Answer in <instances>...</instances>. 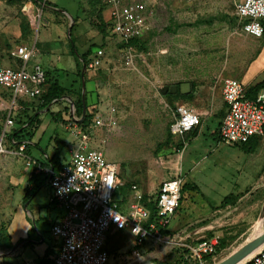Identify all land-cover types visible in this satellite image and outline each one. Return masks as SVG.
<instances>
[{"label": "rangeland", "instance_id": "obj_1", "mask_svg": "<svg viewBox=\"0 0 264 264\" xmlns=\"http://www.w3.org/2000/svg\"><path fill=\"white\" fill-rule=\"evenodd\" d=\"M50 1L55 4L54 10L46 9L43 21L48 24L44 26L43 22L31 23L24 17L14 0H0V62L4 58L16 64L14 48L27 40L29 46H35V57L45 51L55 52L60 60L58 70L63 69L60 80L69 84L74 75L69 74L72 69L64 61H72L73 56L77 63L74 72L79 76L83 64L76 52L83 55L90 47L105 45L103 66L91 71L86 80H94L93 93L126 115H117L114 126L95 128L90 145L121 165L124 186L116 191L115 200L123 207L133 200V185L144 197L155 199L161 183L176 176L180 168L181 157L176 149L183 138L172 135L170 129L172 107L182 102L179 97L170 101L161 88L191 81L202 90L203 86L209 87L212 103L215 97L222 98L226 78L238 80L247 88L264 80V36L242 37L231 0H137L147 4L150 21L146 40L134 53L132 63L127 61L125 49L115 44L118 38L112 34L106 38L101 17L110 22V10L104 9L99 0ZM42 42H51L53 47L46 49ZM87 83L89 90L91 83ZM1 87L0 132L9 104L6 88ZM196 104L202 109L210 107L203 101ZM222 116L215 115L214 123ZM67 122L63 124L69 126ZM214 123L208 128H215ZM195 132L187 138L189 147L181 160L188 190L180 219L170 225L176 227L163 232L157 243L149 237L139 246L128 229L111 230L105 244L109 264H182L185 246L211 233L222 236V249L206 257L203 264H218L264 234V136L238 147L222 144L215 152L219 142L214 143L208 135L206 141L211 140L216 148L203 150L206 141L203 136L193 139L198 134ZM59 134L71 140L66 132ZM69 149L64 150V157H68ZM1 157L5 159H1L0 168V228L7 229L16 242L36 241L42 232L45 244H35V252L40 254L46 247L54 249L56 242L49 236L47 221L50 186H42L32 202H25L32 167L24 157ZM140 246V256H135ZM22 247L0 245V264H52L53 251L30 261L23 258Z\"/></svg>", "mask_w": 264, "mask_h": 264}, {"label": "built area", "instance_id": "obj_2", "mask_svg": "<svg viewBox=\"0 0 264 264\" xmlns=\"http://www.w3.org/2000/svg\"><path fill=\"white\" fill-rule=\"evenodd\" d=\"M241 31L253 38L264 36V0H232ZM48 0H41V12ZM110 10V33L124 45L126 58L132 63L133 40L140 39L147 28L149 9L146 3L137 0H103ZM37 20V19H35ZM13 55L23 62L20 69L0 66V85L11 91L13 102L27 98L36 100L44 93L46 72L36 63L31 68L28 62L37 55L35 47L17 46ZM104 51L98 49L88 63V69L95 70L102 64ZM248 88L238 80L226 78L223 81V100L226 113L219 126L220 139L227 144H245L252 138L264 136V88L253 95H247ZM115 110L113 109L112 112ZM201 117L186 106L175 110L172 133L185 137L201 125ZM116 121H106L96 115L87 127L70 122L67 129L76 140V147L70 158L55 169L47 162L26 156V143L19 145L16 154L27 159L37 174L47 178L52 189V201L62 210L60 220L51 226V236L59 241L54 257L55 264H109L110 255L105 250L107 233L111 230L128 229L142 243L149 237L156 242L162 238L161 231L169 227L171 220L182 204L180 177L162 182L156 197L158 219L150 221V210L143 203V194L133 186L135 200L127 211H122L115 200L116 191L124 184L120 179L121 167L107 160L98 149L90 147L91 132L102 126H114ZM17 129L11 115L6 119L0 134V155L10 153L7 140ZM14 142V139H11ZM179 153L181 151H178ZM219 245L218 237L201 239L187 246L185 260L188 264H203L206 257L215 255ZM140 256L139 251H134ZM246 264H264V247L260 248Z\"/></svg>", "mask_w": 264, "mask_h": 264}, {"label": "crops", "instance_id": "obj_3", "mask_svg": "<svg viewBox=\"0 0 264 264\" xmlns=\"http://www.w3.org/2000/svg\"><path fill=\"white\" fill-rule=\"evenodd\" d=\"M14 1H15V3L18 4L20 11L23 13V16L26 17L31 23H33L34 21L35 22L39 21V25L43 22L44 26H46L48 24L47 21H43V16H44L46 9L49 11H53L54 7H52V5H55L50 0H48L45 8L41 12L42 6L40 3L41 2L40 0H14ZM141 2H143V1H141ZM231 3H232V6L234 8V4H233L232 0H231ZM105 6H106V4H105ZM106 8H107V6H106ZM234 11H235V8H234ZM235 14H236V11H235ZM236 16H237V14H236ZM35 19H37V20H35ZM237 19H238V17H237ZM149 21L150 20L148 19L147 28L145 30L144 35L140 39H138L136 46L133 45L134 49H135L134 53H136V51H138V49L140 50V47L143 45V43L146 40L145 37L147 34ZM239 27H240V25H239ZM241 35L245 39L253 38L251 36L244 34L243 32L241 33ZM112 37L115 38L114 36H112ZM115 41H117V43H115L117 45V47H120L123 49L125 48L124 45L122 43H120V41H118L117 39ZM28 42H27V40H25L20 45H24V46L28 47L30 45V43L28 44ZM41 44L46 49L49 46L53 47V43H51V42H44V43L42 42ZM20 45H18V46H20ZM102 45H104V44H102ZM102 45L96 46V47L95 46L90 47L86 51V53L89 50L91 51V54L89 55L86 64L83 62L82 55H79V53L76 52V56L79 58L80 62L83 64L81 76H77L76 73L74 72L77 63H76L75 59L73 61V56H72V61H64V64H69V65H67V68L72 69V71L69 72V74L74 75V79L69 84H64L60 80L61 79V72H62L61 70H63V69L58 70L60 60H58V58L55 57L56 55H55V52L53 50L51 52L50 51L42 52L38 55V57H34L28 62V64H27L28 68H31L34 64L39 63L43 67V69L45 70L46 73H49L55 79L59 80L60 84L63 87L70 89L73 94L72 95L67 94L65 96H62V97L54 100L46 108H39L40 104L36 100L21 98V99H17L16 102H13V96H12L11 91H9L8 89L7 90L4 89L9 96V101H8L9 104H8L7 108H5V110H4V114H5L6 118H5V122H4L2 129L5 127L6 119L8 118L9 115L16 117V116H18V114H21L24 111H27L28 115H30L31 118L33 119V122L31 124V122L29 120L30 118L26 119L29 121H26V124L24 126H21L20 124H18L16 122V127L18 128V130L20 131L21 129H24V131L19 133L17 136L9 137L10 139L7 140V147L9 149L10 153L7 155H0V156H8V155L18 156L16 154V152L18 151L19 145L21 143L25 142L26 146H27L26 156H29L34 160L47 162L49 160V158L54 155L55 151H57V148L59 149V147L60 148L64 147L61 149L62 153H63L66 148L69 149V147H70V149L68 150V157H63L62 162L65 163L70 158V154H71V151L74 149V145L76 144V140L73 138V136L70 134V131L67 129V127H68L67 124H63V123H66L67 121L68 122L69 121L70 122H77V124L79 126L83 127L82 124H83V120H84L86 115H93L92 120L94 119V117L96 115H101L106 121H108L109 119H113L116 122L118 121L117 115H126V113L123 110H120L119 108L112 105L111 103H106L102 97L100 98L95 93H93V91H95V88H96V82L94 80H86V77L89 76V73L91 71H93V70L88 69V67H87L88 63L92 60V58L94 57V55L98 49H102L104 51V56L102 57V64L99 68H101L104 64L106 52L104 50L105 45L103 47H102ZM32 46H29V47H32ZM33 47H35V46H33ZM16 48L17 47L14 48V51ZM86 53H84V54H86ZM12 55H13V53H12ZM68 55H69V53H68ZM14 58L17 60L16 64L10 60L8 61V60H5L4 58H2V61L0 62V66L5 67V68H11L14 70L20 69L23 66V62L15 56H14ZM133 61H134V58H133L132 62ZM1 63H2V65H1ZM99 68H97V69H99ZM97 69H95V70H97ZM202 73H203V70H202ZM87 82L91 83L89 90L87 89V84H88ZM255 83H257V82H253L250 85H253ZM183 84H190V89H185V92H183L182 91V85ZM173 86H175L177 88V91L174 93H171L169 90H167L166 93H162V91H161V93L165 97L170 98V101L173 100V98H175V97H179V99H181V102H182V105H176L175 104L172 107V110L174 112V119H173L172 125L175 122V110L178 106H186V107L192 109L193 111H195L197 114H199V115L201 114L200 117L201 116L203 117V126L199 125L192 133L188 134V137L191 136L196 131V132H198V134H196L193 137V139L198 140L199 138H201L203 136L204 140L206 141V137L208 135H210V136L212 135L211 140L214 143L216 140L220 144L219 147L217 146L218 148L215 150V152L220 147H222V144H225L226 146H230V147L231 146L232 147H238L239 145H247L248 143L252 142L255 138H261V137L252 138L248 143H245V144H227V143H224L220 139V136H219V126H220V123H221V121H222V119L226 113V110H227L226 104L223 100V92H222V98L221 99H217V97H215L211 103V95H210L211 90H209V87L205 88L203 86V90H202V87H195V85L191 81H184L182 83H177V84H173V85L172 84L166 85L165 87L161 88V90L165 89L166 87L171 88ZM207 90H208V92H207ZM79 92H81V94H83V95L79 96L78 95ZM201 101H203V104L204 103H206L207 105L209 104L210 107H208V106L204 107L203 106V109L200 108L196 103L201 102ZM79 106H80V108H79ZM26 108H27V110H26ZM113 109L115 110L114 112H112ZM219 113H222L223 116H222L221 120L220 121L218 120V123L215 124L214 123L215 122V120H214L215 115H218ZM53 115H55V117ZM35 117H37L39 120H36ZM54 118H57L58 122L63 120L62 124L55 121ZM119 119H120V116H119ZM92 120H91V123H92ZM212 122L214 123L215 128H213V127L208 128V125L211 124ZM172 125H171V127H172ZM102 127H104V126H102ZM2 129H1V131H2ZM59 131L66 132L71 140L63 139L60 136ZM93 133H94V130L91 132V140H90L89 144H91V142H92V134ZM0 134H1V132H0ZM171 134L176 135V134L172 133V131H171ZM176 136H179V135H176ZM56 137H58L62 141H60V142L55 141L54 139ZM182 138H183L182 143L178 144L181 146L177 145V149H176V153H178V155L181 157V160H182L183 154L185 153V150L188 149L187 147H189V146H187V139H185L184 137H182ZM11 139H14V142H11ZM211 140H210V142L206 141V144L203 145V150H207L208 147L216 148L214 146V144L211 143ZM66 146H68V147H66ZM90 147H91V145H90ZM178 151H181V152L179 153ZM1 159H5V158L4 157L0 158V168H1V161H2ZM107 160H108V158H107ZM181 160H180L179 171L176 174V176H174V177H180L184 180L185 183H187V180H186L185 176L183 175L182 161ZM120 167H121V165H120ZM33 173L36 175V181L43 182L42 186H44V185L50 186L47 183V181L44 182L45 177H43L40 174H37L33 168H32L31 173H30V178H31ZM120 176H121V173H120ZM40 177H43L42 181L39 180ZM174 177H172V178H174ZM120 179H121V177H120ZM28 183H29V180H28ZM135 186H137V185H135ZM132 187H131V191H132V193H134V191L132 190ZM138 190L140 191L139 188H138ZM140 193H142V192L140 191ZM37 194H38V192L36 194H34L28 201L32 202L35 199V197L37 196ZM52 196L53 195H52V189H51L50 203H49L50 207H51L50 208L51 211H50V214L48 215V218H47V221L49 222V224H48L49 225V231L48 232H49L50 238H52V236L50 234L51 226L54 222L60 220V217L62 216V212H63V210L55 202L52 201V198H53ZM143 199H144V195H143ZM134 200H135V193H134V197H133V200L131 201V203H133ZM131 203H129V205ZM118 204H119V202H118ZM129 205H127V206L124 205L126 207H123L121 205L120 209L122 211H127L129 208ZM119 206H120V204H119ZM181 206H182V204H181ZM181 206L178 209V211L176 212V214L174 215L173 219L171 220L169 227L166 230L164 229L161 231V235H163V231H169L172 228L176 227V226H173L171 228L170 225H171V223L175 225L176 224L175 220L180 219V218L178 219V217H179V212L181 210ZM262 212H263L262 215L264 217V210H262ZM44 220H46V219H44ZM35 223L37 224L36 220H35ZM42 234H43L42 232L39 233L38 239L36 241H32V240L29 241V240L24 239L23 242H21L20 240L16 242V241H13V238H12V241L15 244V246H16V244H18V246L22 247L24 243H30V245L25 246L23 251H22V256L25 260L33 261L38 256L42 257V254H44V256H46V251L49 247H46L43 250V252H41L40 254H37L35 252V249H34L35 244H38V243L45 244V238L42 237ZM211 237H218L219 238V245H218L217 251L219 249H222L223 238L221 235H219L217 233H211L210 235L202 237L200 239H207V238H211ZM52 239L56 242V247L53 249L54 253L50 257V261L52 264H55L54 263V257L56 256V254L58 252V248L60 245H59V241L55 240L54 238H52ZM200 239H198V240H200ZM142 243H144V242H142ZM142 243H137V245H141ZM190 245H192V244L186 245L185 247L190 246ZM262 247H264V244H261L260 246H258L254 250H252L249 254H247L237 264L248 263L252 259V256ZM140 248H141V246L138 249L139 252H140ZM27 254H32L33 257H28ZM134 255H135V253H134ZM230 257L225 258L224 260H222L218 264L222 263L223 261L227 260Z\"/></svg>", "mask_w": 264, "mask_h": 264}, {"label": "trees", "instance_id": "obj_4", "mask_svg": "<svg viewBox=\"0 0 264 264\" xmlns=\"http://www.w3.org/2000/svg\"><path fill=\"white\" fill-rule=\"evenodd\" d=\"M41 1V0H40ZM98 1V0H97ZM100 3V5L105 9L106 6L103 2V0H99L98 1ZM262 25L264 27V19L261 21ZM101 25L104 27V33L106 34V38L109 37L111 35L110 33V23L107 22L105 20V18L101 17ZM138 42L137 40H133L131 42L132 45L136 46ZM104 45H102L103 47ZM91 54V51L89 50L86 54L82 55L83 58V62L86 64L89 55ZM79 76H81V73H79ZM46 84L44 86V93L38 97L36 99L37 102H39V108H46L50 103H52L54 100L65 96L67 94H69L71 92L70 89L63 87L59 80L55 79L53 76H51L49 73H46ZM264 88V80L259 81L253 85H250L248 87V91H247V95H253L254 93H256L257 91H259L260 89ZM80 108V106H79ZM27 110V108H26ZM55 117V115H53ZM27 118H30V122L32 124L33 119L31 118L30 115H28L27 111L22 112L21 114H18V116L14 117L15 121L20 124L21 126H24L26 124V120ZM93 118V115H86L84 120H83V127L88 126L91 123V120ZM36 120H39L37 117H35ZM55 121L58 122L57 118H54ZM63 122V120L61 121ZM22 131H24V129H21L20 131L17 129L14 130V133L11 134V136H17L19 133H21ZM192 133V132H191ZM185 139L188 138V135L184 137ZM57 142L62 141L61 139H59L58 137H56L54 139ZM181 146V145H178ZM62 148L59 147V149L57 148V151H55L54 155L52 157L49 158V160L47 161V164H51L55 169L60 168L63 165V153H62ZM47 181V178H44V182ZM43 182H38L36 181V175L33 173L31 178L29 179V185L28 187H26L25 189V196H24V201L27 202L34 194H36L38 192V190L41 188ZM188 190V185L187 183H185L183 185L182 188V201L184 199V194L185 192ZM156 198L153 199L152 197H144L143 199V203L144 205L150 210L151 213V217H150V221H155L158 219V209L156 206V202H155ZM120 207H121V203L119 202ZM165 232V231H163ZM53 238V237H52ZM201 240V239H200ZM21 242L24 241V239H20ZM0 245L1 247H12L15 244L12 242V237L9 234L8 230L5 228H0ZM30 245V243H24L23 247ZM139 246V245H138ZM53 249H47L46 251V256L50 254V252H52ZM54 252V251H53ZM188 253V250L186 248V254ZM185 264H188L186 262V260L184 259ZM47 264V263H44Z\"/></svg>", "mask_w": 264, "mask_h": 264}, {"label": "water", "instance_id": "obj_5", "mask_svg": "<svg viewBox=\"0 0 264 264\" xmlns=\"http://www.w3.org/2000/svg\"><path fill=\"white\" fill-rule=\"evenodd\" d=\"M185 89H190V84H183L182 85V91L185 92ZM167 90H169L171 93H174L177 91V88L175 86L165 89H162V93H166ZM261 244H264V234L261 235L258 239L255 241L249 243L245 247H243L240 251H238L236 254L228 258L227 260L223 261L220 264H237L239 261H241L247 254H249L252 250L260 246Z\"/></svg>", "mask_w": 264, "mask_h": 264}, {"label": "flooded vegetation", "instance_id": "obj_6", "mask_svg": "<svg viewBox=\"0 0 264 264\" xmlns=\"http://www.w3.org/2000/svg\"><path fill=\"white\" fill-rule=\"evenodd\" d=\"M185 257H186V247H185V250H184V255H183V261H182V264H185V262H184Z\"/></svg>", "mask_w": 264, "mask_h": 264}, {"label": "bare ground", "instance_id": "obj_7", "mask_svg": "<svg viewBox=\"0 0 264 264\" xmlns=\"http://www.w3.org/2000/svg\"><path fill=\"white\" fill-rule=\"evenodd\" d=\"M252 205V204H251ZM239 209H241V208H239ZM249 209V208H248ZM246 212H247V210H246ZM250 212V211H249ZM242 213V212H241ZM247 214V213H246ZM249 214V213H248Z\"/></svg>", "mask_w": 264, "mask_h": 264}]
</instances>
